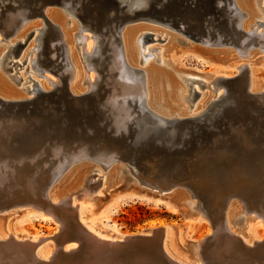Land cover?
<instances>
[{
	"label": "bare ground",
	"instance_id": "bare-ground-1",
	"mask_svg": "<svg viewBox=\"0 0 264 264\" xmlns=\"http://www.w3.org/2000/svg\"><path fill=\"white\" fill-rule=\"evenodd\" d=\"M117 1L123 7L118 11L122 24L114 21L115 9L104 10L98 0H0V45H7L0 65L11 58L6 64L16 67L15 84L22 86L24 75V83H30L15 90L0 76V192L11 195L0 202V264L5 254L13 256L8 258L13 264H264V82L255 77V70L264 69V20L256 15L253 0H193L192 6L182 0ZM174 4L176 12L166 11ZM133 23L170 29L188 42L172 36L170 47L147 48L169 38L160 29L139 25L128 31ZM174 41L200 47L195 57L211 69L203 74L182 69L177 57L183 52ZM228 70L236 72L239 87ZM180 81L188 90L183 99L188 114L189 107L183 112L173 108L182 94ZM198 86L214 95L200 97ZM59 87L77 100L98 97L97 114L91 104L81 111L50 103L30 110L3 105L34 103L38 92L46 96ZM243 93L255 101L246 102ZM219 120L227 121L231 135L220 131ZM202 129L213 132L208 145L190 150L189 139ZM146 150L159 157L165 169L160 175L140 171L135 158ZM88 163L110 176L118 172L127 187L136 182L160 194L132 188L119 192L94 227L84 212L109 191V179L92 182L98 170ZM30 166L29 175L23 167ZM186 168L195 183L212 184L185 180ZM23 173L22 192L16 178ZM42 174L40 186L36 179ZM251 185L259 194L249 203ZM208 191L219 198L213 208L205 201ZM16 193L22 200L10 202ZM124 200L174 210L180 205L188 223L207 220L212 230L200 239L180 240L178 252H171L166 242L175 231L169 226L138 234H120L115 225L103 229ZM16 209L25 213L20 223L52 219L67 239L36 234L24 240L6 226ZM132 237L142 240L132 244ZM257 247H262L258 253Z\"/></svg>",
	"mask_w": 264,
	"mask_h": 264
},
{
	"label": "rangeland",
	"instance_id": "rangeland-1",
	"mask_svg": "<svg viewBox=\"0 0 264 264\" xmlns=\"http://www.w3.org/2000/svg\"><path fill=\"white\" fill-rule=\"evenodd\" d=\"M253 6L256 10V15L261 19L264 20V15H263V10L261 9V7H264V0H253ZM195 9V7L193 8ZM62 17H65L64 15H62ZM67 20L68 18L65 17L63 20V26L65 29H67L69 27V24H67ZM134 25V26H133ZM136 25L139 26H143L145 28H154V29H160L161 31L164 32V35L167 36L169 38V40L162 44L161 42H156L154 44H149L147 45L148 47H152V45H155L156 47H164V46H169L171 45V37L175 36L178 39H183L185 40L181 35L179 34H175L174 32H172L170 29L167 30L166 28L163 27H156L154 25L151 24H147V23H133L130 24L128 27V31L131 30L133 27H135ZM69 29V28H68ZM0 39H2V36L0 34ZM176 40V39H175ZM177 41V40H176ZM186 42H188L187 40H185ZM175 42V41H174ZM135 44V43H134ZM175 44L177 45V47H179L180 51H182V55H180L179 57H177V61L180 64V61L182 60L181 63H183V67H181L182 69H190V71H195L194 73H200L203 74L205 72H208L211 67L208 65H203L201 62H199L197 60V58L195 57L198 53L196 51L197 48H200L198 46H196L195 44H189L190 47L189 48H185L184 45H180L177 42H175ZM6 43H3L0 45V58L3 55V52H5L6 50ZM201 49V48H200ZM227 48L224 49H207L208 51H225ZM195 50V51H194ZM228 50V49H227ZM135 52L137 54V58L139 55V50L137 48V45L135 44ZM196 52V53H195ZM196 54V55H195ZM201 55V54H200ZM218 55V54H217ZM222 56V55H220ZM11 58L6 59V62L9 61ZM6 62L3 65H0V76L2 77L3 80H5L13 89L15 90H19L20 87L25 88L26 86H29L30 83L28 82L27 84H25L24 82L27 79V77L24 75L22 76V78L24 79L23 85L22 86H18L15 84L14 80L11 78V76L13 74H15L16 71V67H11V64H6ZM17 62V61H16ZM138 68L144 69L145 67L143 65L137 64ZM6 68H11L10 71H6ZM186 69V70H187ZM20 70V69H19ZM189 71V70H188ZM23 70H20L18 75L21 76L22 75ZM228 75H233V79L231 81V83L233 84V86H237L239 87V84L235 81H238V76L235 71L233 70H228L226 71ZM255 77L259 78L262 82H264V69L259 68L257 70H255ZM237 83V84H236ZM235 84V85H234ZM179 85L181 87V91L182 94L179 93V95L175 98L178 99L177 102L174 104L173 108L177 111L183 112V109L189 107L188 103L183 101V99L185 98V94L188 93V90H186V87L184 86V83L182 81L179 82ZM62 87H59V91L55 92L56 95H62V91H61ZM24 90V89H23ZM25 91V90H24ZM197 91L200 93V97L201 96H206L208 94L214 95L212 92H210L208 89H200L199 86L197 88ZM98 99V97H96ZM45 103V102H44ZM187 114L190 113V107L187 110ZM192 111V109H191ZM223 129V128H221ZM200 130V129H199ZM198 131V130H197ZM197 137H195V143L193 144V146L189 145V149L193 151L196 150L198 148V145L200 144V147H205L208 145V140L209 138H207L208 136H206L204 133H202V130L197 132V135H195ZM207 142V143H206ZM209 159H213L212 156H209ZM136 163L138 165V167L140 168L141 172H144L145 175H149L150 173H155V174H161L164 172V168L161 166L162 164H158L157 163V159H159V157L157 158V155L155 152H150V151H140L137 153L136 155ZM89 166H93L95 169L98 170V174L92 173V172H88V174L86 173V176H89L90 174H95L98 176H95L94 178L92 177V182L95 180H99L101 179L100 177H102V179H104L105 183L106 181L109 179V183L108 185H106L107 190H104V194L100 199L91 201V203L93 204L92 207H87L86 211L84 212L86 218H93L94 219V227H99L98 225H100V220H101V216L106 215V208L112 204V200L115 198V195L119 192H124L125 190L132 188V189H137L138 191H148V192H152L155 194H160L157 193L153 190H151L150 188L146 187V186H140L139 184H137L136 182H132L135 184H129V186L127 187V182L123 180V178L121 176H119L118 172L117 175H111L109 174L108 171H105L104 169H102L101 167L88 163ZM32 168V169H31ZM23 171L26 173H30L33 170V167H27L24 168L23 167ZM30 170V171H28ZM192 170H195L192 168ZM185 171H187V173L189 174H182V178H184L186 180V178L189 179V182H194V175L192 174V176H190V169L186 168ZM24 175V173H23ZM27 176H29L28 174H26ZM209 174H205V177L208 176ZM22 176V175H21ZM44 174L40 175L39 178L36 179V183L37 185H42L43 184V180L41 181L40 178L43 177ZM117 176V177H116ZM99 178V179H98ZM192 178V179H190ZM112 179V180H111ZM25 180V175L16 178V183L19 186V191L21 189V191L23 192V182ZM208 181V180H207ZM125 182V183H124ZM195 183V182H194ZM196 185H201L202 187H206V185H211V182H201V183H195ZM191 185H193L191 183ZM195 186V185H194ZM250 189L255 188L254 185L248 186ZM223 188V187H222ZM220 189L221 192H223V189ZM129 190V191H133V190ZM24 194V193H23ZM259 194V191L256 189V191H253V194H251V196H249L250 198L248 199L249 203H251L252 201H254V198H256V196ZM18 193L14 194L13 197L11 199L10 202H15L22 200V198L20 196H17ZM112 195V196H111ZM206 199L205 201L207 203V205L212 206V208L215 206V202L217 201L218 196H214V194L212 192H207L206 193ZM11 195L6 194V193H1L0 192V202L5 201L8 197H10ZM23 199L25 198V196H22ZM253 199V200H252ZM258 199V198H257ZM210 200V201H209ZM252 200V201H251ZM185 200H182V202H184ZM251 201V202H250ZM112 202V203H111ZM210 202V203H209ZM8 204V202L6 203ZM178 205V204H177ZM177 209H171L170 207H167L164 204H154L153 202H143L140 200H124L120 205L117 206V208L115 209L114 213L110 216V221L106 222L105 224H107V226H101L103 229L109 231L110 225H115L117 232L120 234H138L141 233L143 231L148 230L150 227H155L154 229H156V227L158 228L159 225L161 226H169L171 228V232L175 231L174 234L175 236H171L168 240H167V245L170 247V251H177L178 252V248H180V240L182 241V239H185L187 241H193L196 239H200L202 237H205L208 235V233L212 230V225L210 226V224L206 221L204 222H195V223H188L187 220H185L184 218V208L180 207V205L176 206ZM180 207V208H179ZM21 209V208H19ZM16 209V210H19ZM24 209V208H23ZM12 209H10L9 211H11ZM214 210V209H212ZM7 210V212H9ZM6 211L3 212V214L7 213ZM25 213H22L21 210H19L17 215H14L13 217H10V219L13 218V220L9 219L6 221V226H10L12 227L13 231H15L16 233H20L21 236H35L36 234H39L41 236H50L53 237L54 240H58L59 241H65L67 239V236L63 235L62 231L59 230V228L57 227L56 223L51 219V221H42L40 218L35 217L32 219V221H24L22 223H20V218L24 216ZM157 225V226H156ZM232 226L239 232H241L242 230L240 229V226L234 225L232 224ZM184 228H187L186 233L182 234L179 230H184ZM58 234V235H57ZM177 234V235H176ZM257 234L258 236L262 234V229L261 227L257 228ZM19 235V234H18ZM61 238H59V237ZM63 237V238H62ZM177 237V238H175ZM25 240V237H24ZM1 247V246H0ZM142 248V249H141ZM5 249V248H4ZM112 249V248H110ZM146 249L145 244L143 246H141L139 248V250L143 251ZM3 250V248H1V251ZM257 250V252H256ZM262 250V247H257L255 249V252L258 253ZM0 251V252H1ZM4 252V250H3ZM6 252V251H5ZM113 251L108 250L107 254L111 253ZM116 254H121L123 258H127L128 254L126 252H123V250H118L115 251ZM253 254V253H252ZM77 256H74L75 259L80 255V253L76 254ZM6 257H2V261L1 263L3 264H13V261L11 263V261L9 260L11 258H13V256H8L7 254H5ZM107 255H104V257H106ZM7 260H6V259ZM9 258V259H8ZM121 257L116 258V260H120ZM4 261H9V262H5ZM117 264H121L119 263V261H117ZM45 264V263H43ZM46 264H58L56 263V261L52 262L50 261L49 263ZM257 264V263H254Z\"/></svg>",
	"mask_w": 264,
	"mask_h": 264
},
{
	"label": "water",
	"instance_id": "water-1",
	"mask_svg": "<svg viewBox=\"0 0 264 264\" xmlns=\"http://www.w3.org/2000/svg\"><path fill=\"white\" fill-rule=\"evenodd\" d=\"M98 1H99L98 2L99 7L104 8V10H109V9L114 8L115 9V13H114L115 15L113 18H114L115 23L116 22H117V24L123 23V19L122 20L118 19L120 17V15L118 14V11H119V9H122L123 7H119V3L117 0H98ZM182 1L184 3H188L189 6L190 5L192 6L193 0H182ZM198 1H201V0H198ZM52 2H54V4H59L60 0H52ZM166 11L176 12L175 4L172 6L170 5L169 8L166 9ZM61 91L63 94L59 95V96L56 95L55 93L43 96V94L41 92H38L37 96L35 98L37 101H35L34 103L33 102H18V103H9V104H3V105H8V106L10 105V106L21 108L23 110H30V109H33V107L36 108L37 105H38V107H40V105H45L44 104V102H45L46 104L50 103V104L58 105L59 107L60 106L65 107L69 110L72 109V110H78L79 111L80 109H82V106L91 104L93 106V110L97 114V112H98L97 111V109H98L97 103L100 101V99L92 98V97H90V95H88V96H86V98H81V99L77 100V99H74L73 97H71L70 94H68L65 87L62 88ZM243 95H244L243 98L246 102L250 103V101H252V102L255 101V98H252V97H250L244 93H243ZM75 112H77V111H75ZM47 121H50V120H47ZM217 123L219 124V128H220V131L222 133H224L225 135L226 134L231 135V132H229L230 131L229 127L227 126V121H225V120L220 121L219 120V122H217ZM221 128H223V129H221ZM202 133H204L206 136H208L207 138H209L213 134V132H211L207 129H202ZM195 137H197V136L194 135L189 139L188 143L190 146H193V144L195 143V139H194ZM122 144L123 145L124 144L129 145L128 143H125V141H122L121 145ZM153 232H152V235L154 234ZM143 238H146V239H143L144 242H146L147 239H149L151 237L147 236V237H143ZM131 240H132V244H138L139 242H141L142 238L132 237Z\"/></svg>",
	"mask_w": 264,
	"mask_h": 264
}]
</instances>
